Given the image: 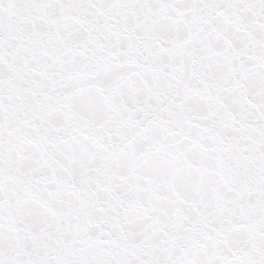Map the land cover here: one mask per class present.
<instances>
[{
  "label": "snow or ice",
  "instance_id": "snow-or-ice-1",
  "mask_svg": "<svg viewBox=\"0 0 264 264\" xmlns=\"http://www.w3.org/2000/svg\"><path fill=\"white\" fill-rule=\"evenodd\" d=\"M0 264H264V0H0Z\"/></svg>",
  "mask_w": 264,
  "mask_h": 264
}]
</instances>
